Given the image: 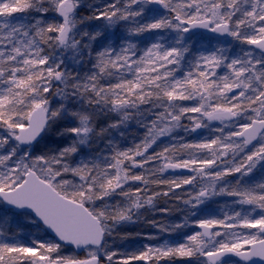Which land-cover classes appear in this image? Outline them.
<instances>
[{
    "label": "snow or ice",
    "instance_id": "6c2138e0",
    "mask_svg": "<svg viewBox=\"0 0 264 264\" xmlns=\"http://www.w3.org/2000/svg\"><path fill=\"white\" fill-rule=\"evenodd\" d=\"M0 264H264V0H0Z\"/></svg>",
    "mask_w": 264,
    "mask_h": 264
}]
</instances>
